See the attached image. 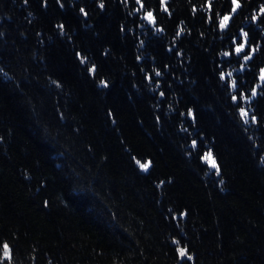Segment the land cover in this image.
I'll return each instance as SVG.
<instances>
[{"label":"trees","instance_id":"trees-1","mask_svg":"<svg viewBox=\"0 0 264 264\" xmlns=\"http://www.w3.org/2000/svg\"><path fill=\"white\" fill-rule=\"evenodd\" d=\"M141 4L0 0V264H264V0Z\"/></svg>","mask_w":264,"mask_h":264},{"label":"snow or ice","instance_id":"snow-or-ice-1","mask_svg":"<svg viewBox=\"0 0 264 264\" xmlns=\"http://www.w3.org/2000/svg\"><path fill=\"white\" fill-rule=\"evenodd\" d=\"M58 2H59V0H58ZM136 2H137L138 4H141V0H136ZM161 2H162V4H163V3L166 2V0H161ZM209 3H211V0H209ZM231 3H232V13H235V12L237 11V9L241 7L240 0H231ZM100 7H101V8L104 7L103 3L100 4ZM141 8H143V5H142V4H141ZM164 10L167 11L166 8H165ZM194 11H195V9H194ZM81 12L83 13V12H84V9H81ZM260 13H261L262 15H264V7H261V8H260ZM143 19H146L149 23H154V19H153V17H152V13H151V12L146 13V15L143 17ZM230 19H231V16H229V15H225V16H223V17L220 19V28H221V30H224V29L227 27V22H228ZM252 19H253V21H255V20L257 19V17L254 15V16L252 17ZM60 27H61V29L63 28L62 25H61ZM159 30H160V29H157V31H159ZM179 35H180V33L178 32V33H177V36H179ZM241 36L244 38V41H245V42H244V43H240V44H238L237 47H236V49H235V52H236L237 55H240V54L243 53V54H244V55H243V59H244L245 61H248V60H250V59L252 58L251 55H249V54H247V53L245 52L246 45H247V43H248V33L241 31ZM233 43H236V41L234 40ZM256 50H257V49H252L253 52H255ZM222 55H224V56H228L229 53L224 52V53H222ZM84 62H85V58H81V63H84ZM90 71H91V72H94V71H95V67L93 66V68H91ZM156 75H157V76H160L161 73H160V72H156ZM228 76H231V73H228ZM220 78H221V80H224V79H225L224 74H221V77H220ZM259 79L261 80V82H264V68H261V69H260ZM101 83L103 84L104 87H107V84H106V83H104L103 81H102ZM257 87H259V85H258ZM232 88H233V90L235 91V88H236V81H232ZM161 95H163V93H161ZM252 95H253V96L256 95V91H255V89H253V91H252ZM241 97L243 98V94H241ZM232 99H233V101L235 102V101L237 100V97H236L235 95H233V96H232ZM188 115H191V112H189ZM240 115H241V117L243 118V120H244V122H245L246 124L249 123V114H248L247 111H245L243 108H241V109H240ZM251 121H252L253 123H255V122H256V117H255V116H252V117H251ZM192 146H193L194 148L196 147V142H195V141H193V145H192ZM204 159H205L206 161H210V162H211V163H210V166L213 167V168H216L217 173H219V169L217 168L214 159H212V157H211V153H208V154L204 157ZM136 162H137V164L139 165V167H140V169H141L142 171H147V170H148V168H149V164H147V163H141V162L138 161V160H137ZM173 242H174V243H177L176 241H173ZM177 251H178L179 256H180L182 259L185 258V257H186L188 260H191V259H192V257H191L190 255L187 254V250H186V248H178ZM3 256H4L5 259H8V258H9V247H8L7 244H4V245H3Z\"/></svg>","mask_w":264,"mask_h":264}]
</instances>
